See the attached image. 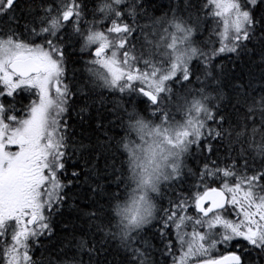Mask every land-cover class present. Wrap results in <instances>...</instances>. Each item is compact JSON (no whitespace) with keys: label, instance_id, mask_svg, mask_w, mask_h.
<instances>
[{"label":"snow or ice","instance_id":"obj_1","mask_svg":"<svg viewBox=\"0 0 264 264\" xmlns=\"http://www.w3.org/2000/svg\"><path fill=\"white\" fill-rule=\"evenodd\" d=\"M0 264H264V0H0Z\"/></svg>","mask_w":264,"mask_h":264}]
</instances>
